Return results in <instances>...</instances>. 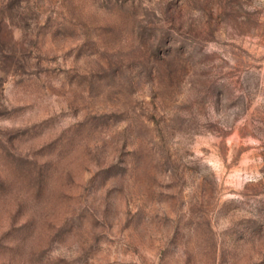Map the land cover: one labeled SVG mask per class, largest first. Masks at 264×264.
<instances>
[{
  "label": "rangeland",
  "instance_id": "obj_1",
  "mask_svg": "<svg viewBox=\"0 0 264 264\" xmlns=\"http://www.w3.org/2000/svg\"><path fill=\"white\" fill-rule=\"evenodd\" d=\"M0 264H264V0H0Z\"/></svg>",
  "mask_w": 264,
  "mask_h": 264
}]
</instances>
